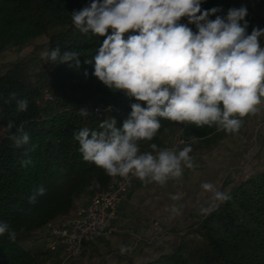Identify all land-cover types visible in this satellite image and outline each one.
Returning <instances> with one entry per match:
<instances>
[{
	"label": "trees",
	"instance_id": "1",
	"mask_svg": "<svg viewBox=\"0 0 264 264\" xmlns=\"http://www.w3.org/2000/svg\"><path fill=\"white\" fill-rule=\"evenodd\" d=\"M91 2L0 0V53L23 51L37 39L45 40L43 56L29 53L0 69V128L5 129V137L0 138V222L15 232L14 240L8 233L0 235V264H45L56 259L46 251L42 238L40 248L27 247L25 242L47 223L86 205L111 178L102 168L83 160L74 133L82 128L101 131L104 121L122 127L131 104L138 102L105 86L92 74L93 65L84 63L96 55L106 38L81 33L72 22V13ZM241 6L248 10V34L254 27L264 29V0H203L201 4L202 10L218 9L209 16L212 20ZM180 23L196 31L186 17ZM131 34L136 33H126L124 38ZM56 48L61 55L78 52L80 66L48 61L47 54ZM44 90L50 93V100H43ZM18 100H27L26 111L17 110ZM82 104H114L118 113L105 119L80 116L76 110ZM242 122L241 127L245 120ZM160 123L151 141L138 142L141 152L151 151L152 144L157 150L165 147L172 140L166 144L167 136L183 126L195 138L193 145L197 141L205 148L226 134L215 125L197 127L163 118ZM24 133L28 142L16 146L15 138ZM39 188L44 193L30 202ZM220 192L228 198L219 200L196 221L193 238L183 237L172 250L138 264H264V168L228 189L224 183Z\"/></svg>",
	"mask_w": 264,
	"mask_h": 264
},
{
	"label": "clouds",
	"instance_id": "2",
	"mask_svg": "<svg viewBox=\"0 0 264 264\" xmlns=\"http://www.w3.org/2000/svg\"><path fill=\"white\" fill-rule=\"evenodd\" d=\"M203 0H92L72 13L74 26L84 34L106 37L91 60L92 73L105 86L134 98L122 127L101 123V131L82 128L74 133L83 160L94 163L109 176L166 183L181 177L183 166L193 167L192 151L141 152L139 141H151L161 128L160 118L197 127L217 126L228 133L240 129L242 118L258 111L264 97V29L247 32L245 6L230 8L226 16L209 19L218 9L202 10ZM194 24V32L187 24ZM111 30V34H109ZM136 33L128 35L126 33ZM79 53L58 48L47 54L57 64L80 66ZM87 75V73H85ZM13 98L15 94H12ZM144 102L145 106L141 103ZM27 100L17 101V110H27ZM87 116L86 110L80 111ZM115 121V120H114ZM13 123H9L12 127ZM22 131V130H21ZM27 133L15 138L26 144ZM202 187L212 190L205 182ZM43 188L30 197L42 195ZM220 201L228 197L217 191ZM15 232L0 222V235Z\"/></svg>",
	"mask_w": 264,
	"mask_h": 264
},
{
	"label": "crops",
	"instance_id": "3",
	"mask_svg": "<svg viewBox=\"0 0 264 264\" xmlns=\"http://www.w3.org/2000/svg\"><path fill=\"white\" fill-rule=\"evenodd\" d=\"M20 53L17 50L0 53V69L18 61ZM257 108V112L246 115L238 131L220 138L214 146L205 148L196 141L194 151L189 154L193 167L183 166L181 177L170 178L164 184L135 182L119 205L113 231L99 238L102 242L98 246L122 247L137 263L168 252L152 251L164 244L168 229L184 224L190 214L209 211L224 183L228 189L264 168V97ZM205 182L211 183L213 189L205 190L202 187Z\"/></svg>",
	"mask_w": 264,
	"mask_h": 264
},
{
	"label": "built area",
	"instance_id": "4",
	"mask_svg": "<svg viewBox=\"0 0 264 264\" xmlns=\"http://www.w3.org/2000/svg\"><path fill=\"white\" fill-rule=\"evenodd\" d=\"M260 42L264 47V38ZM119 92L128 97L124 91ZM42 95L44 101L51 99L46 90ZM81 110H86L88 115L97 119H105L118 113L114 104H82L76 113L84 116L81 115ZM4 137L5 129L0 128V138ZM194 142L195 138L186 134L183 126L175 133L171 142L160 150L178 151L185 146H192ZM137 181L140 180L131 174L127 178L111 176L107 186L95 191L86 205L78 206L72 215L49 222L36 231L34 234L43 239L46 251L61 261H53L52 258L47 264H62V261L79 258L92 243L113 231V221L119 205L126 200L129 189ZM187 237L193 238L194 234Z\"/></svg>",
	"mask_w": 264,
	"mask_h": 264
},
{
	"label": "rangeland",
	"instance_id": "5",
	"mask_svg": "<svg viewBox=\"0 0 264 264\" xmlns=\"http://www.w3.org/2000/svg\"><path fill=\"white\" fill-rule=\"evenodd\" d=\"M262 38H264V36H262L260 39H262ZM44 43H45V40L43 38L37 39L31 47H28L27 49L21 51V53H20L21 57L24 55H27L29 53H31V54L37 53L40 56H43V54H44V50H43ZM243 120H245V119H242V121ZM175 133L173 134V136L171 134H169L167 136V138L165 139L166 144L171 139H173ZM232 134L233 133L226 132V134L223 137L228 136V135L230 136ZM191 149H192V151L190 153H192L194 151V145L191 147ZM149 152H154V150L152 149ZM87 200H85L83 202H79L76 205L86 203ZM218 201L219 200H217L215 198L211 207L209 208V211L218 204ZM209 211H207V212L200 211V212H197L196 214H190L189 220L186 221L184 224H181L178 227L168 229L166 231V233L164 234V237H163L164 244H162L160 247H157V248L154 247L155 249L152 247L154 249V250H152V251H154L153 254L156 253V251L158 249H161V250L163 249V250H167V251L172 250L173 248H175L178 245L179 241L183 237L191 239V237H187V236L192 234V232H191L192 227L194 226V224L196 223V221L199 218L204 216ZM39 239H40L39 235L34 234V236L30 237L25 242V245L27 247L40 248V240ZM99 240L100 239H98L94 243H92L88 247L86 252L82 256H80L79 258L68 259V260L62 261V264H138L137 263L138 261L136 259H132L129 257L131 255V253L129 254L127 252V250L123 249L122 247L117 248L115 246H109V245H105V246L103 245L102 247H99L98 243L102 242ZM53 261L61 262L60 260L55 259V258L53 259ZM45 264H47V262Z\"/></svg>",
	"mask_w": 264,
	"mask_h": 264
}]
</instances>
